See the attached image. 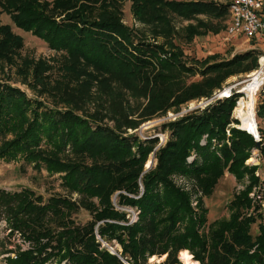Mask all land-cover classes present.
Masks as SVG:
<instances>
[{"label": "trees", "instance_id": "1", "mask_svg": "<svg viewBox=\"0 0 264 264\" xmlns=\"http://www.w3.org/2000/svg\"><path fill=\"white\" fill-rule=\"evenodd\" d=\"M130 1L133 17L151 26L152 38L171 33L168 16L196 21L187 39L217 33L211 20L227 16V3L212 0ZM121 2L0 0V15L8 16L13 27L63 53L56 79L42 60H24L17 68L36 98L0 83V160L21 158L37 171L56 175L67 192L43 199L27 188L0 189V219L7 234L27 244L6 257V264H123L120 259L146 264L162 255L161 264H177L180 251H188L198 264H264V181L255 175L258 166L244 163L252 150L264 158V133L257 130L256 147L249 134L236 129L231 113L241 94L231 90L226 98L162 124L168 137L157 148L156 138L123 136V130L168 109L210 97L229 76L256 70L259 53L247 50L225 60L210 55L186 66L171 42H147L123 25ZM21 46V38L0 25V61L12 63ZM195 73L199 81L179 84L178 75ZM110 85L146 100L142 121L128 120L125 110L116 109L110 128L104 114L81 110L87 90L107 94ZM256 117L264 118V98ZM150 154L155 165L143 172ZM224 172L246 182L226 204L227 217L207 224L202 198L211 195ZM173 176L186 179L189 190L199 193L194 207L189 190L177 187ZM72 193L78 200L71 199ZM114 194L118 207L135 212L133 221L111 204ZM79 208L90 216L83 224L71 219ZM112 242L120 248L118 257L103 246Z\"/></svg>", "mask_w": 264, "mask_h": 264}, {"label": "rangeland", "instance_id": "2", "mask_svg": "<svg viewBox=\"0 0 264 264\" xmlns=\"http://www.w3.org/2000/svg\"><path fill=\"white\" fill-rule=\"evenodd\" d=\"M51 2L52 0H40ZM215 1V0H212ZM221 3H227L230 0H220ZM262 1L263 12H264V0ZM217 2V1H216ZM220 3V2H218ZM120 21L123 25L131 28L135 35L138 37H144L147 42L154 44H163L166 46L167 42H171L180 52V61L184 62L186 66H189L192 62L191 60H200L206 56L216 55L217 60L229 59L232 55L242 53L247 50H255L259 53L258 58L256 59L257 68L248 73H239L237 75L227 77L221 83V89H214L210 97L198 98L190 100L178 107V110L168 109L164 114H158L149 118L146 121L141 122L134 129H125L123 136L134 134L140 140L156 138L157 143L155 148L159 145L164 144L168 137L167 131L161 130V125L166 122H171L176 118H179L186 113L193 111L195 109H202L207 104H209L214 99H220L218 96L220 92L228 89V91L233 90V93L236 91L240 92V89L243 85L247 84L250 81V74L253 72L261 71V83L257 89V92L254 97V118L256 121L257 130H261L264 133V118L256 117V108L259 104L261 98H264V64L261 65L260 61L264 59V33L253 37L252 39H245L242 36H229L226 34V28L229 23V17L227 16L222 20H211L212 24H216L218 32L215 34L206 33L202 37H191L188 38V27L194 26L196 21L193 19L184 20L176 17L168 16L169 26L171 33L169 35H158L155 38L150 36L148 29L150 25L147 26L143 23L138 22L131 13V1L122 0L120 4ZM198 19L206 21L204 16H198ZM210 21V20H209ZM0 25H7L10 27L12 33L17 35L22 40L21 49H19L13 56V62L7 63L5 61H0V83L8 84L12 88H16L19 91L23 92L27 98H36V93L29 89L22 76L17 72V68L23 64L21 62L38 60L44 61L47 65L52 67V76L54 79L57 78L58 66L62 60V52L50 50L46 45L34 37L30 33H24L19 29H16L11 24L8 16L1 14L0 15ZM29 71V68L26 69ZM179 79L180 85H187L190 82L199 81L200 77L198 74H180L177 76ZM176 78V79H177ZM249 78V79H248ZM110 89L107 91V94L99 93L95 87H92L87 90V93L81 98V110L86 113H92L95 111L104 114L106 118L103 120L108 127H113L114 121L111 119L113 114L112 110H125L123 113L126 115L128 120L133 121H142L140 117L141 108L144 106L146 100L144 99H135L131 98L130 94L123 89H119L116 85H110ZM75 87V85L73 86ZM231 93L228 94V96ZM227 96V97H228ZM242 94L238 98L237 102L241 98ZM41 98L45 101V104L50 106L48 100L44 96ZM237 106V103L235 104ZM61 107V105H59ZM138 108V109H137ZM236 108V107H235ZM234 108V110H235ZM234 110L231 113L232 118L236 119L234 116ZM114 116V115H113ZM237 120V119H236ZM235 126L238 129L239 126ZM123 129V128H122ZM258 135V133H257ZM152 159L150 167L155 165V160L152 157V154L148 156L146 161L143 164V167L147 161ZM191 157L187 158V162H190ZM247 165L258 166L255 175H258L261 181H264V158L260 157L256 150L251 151V156L244 162ZM144 170V168H143ZM144 172V171H143ZM172 182L177 187H182L185 190H189V181L179 176H173ZM246 182L244 177L241 181H236L233 176L229 175L227 172H224L222 177L218 179L215 184L211 195L209 197H203L202 203L203 207L206 210V223L210 224L215 220L224 219L227 217L226 204L231 199L232 195L237 193ZM60 181L56 175L48 176L45 170L40 169L37 171L30 164H25L22 162L21 158L16 157L12 160H0V189L8 192H17L22 188H27L34 192L36 195H40L43 199L51 195H67L65 190H62L60 187ZM195 188L189 190L191 206L194 207L196 204L195 197L199 196L198 194H193ZM192 192V194H190ZM253 192V191H252ZM72 200H78V196L74 193L68 194ZM116 194L111 197V204L116 210H121L127 213L129 220H133L135 217V212L128 208L118 207L116 205ZM250 194L249 196H251ZM88 202L96 206L95 199H87ZM261 213L264 221V196L260 200ZM71 219L76 223L83 224L90 219V216L87 211L83 208H79L78 212L71 216ZM251 233L255 232V226L251 227ZM8 231L5 229L4 221L0 219V264H6L5 258L14 256V253L17 249L24 250L27 248V244L22 243L16 234L9 236ZM116 252H119L120 248L117 244L112 242L110 245H106ZM182 252V251H180ZM179 252V253H180ZM179 253H177V264H182L178 258ZM189 256V254H188ZM163 257L161 256L157 260L146 264H161L163 262ZM152 258V257H151ZM190 258V257H189ZM192 259V258H191ZM192 261H194L192 259ZM196 262V261H195ZM198 263V262H197ZM63 264V263H62Z\"/></svg>", "mask_w": 264, "mask_h": 264}, {"label": "built area", "instance_id": "3", "mask_svg": "<svg viewBox=\"0 0 264 264\" xmlns=\"http://www.w3.org/2000/svg\"><path fill=\"white\" fill-rule=\"evenodd\" d=\"M227 14L229 23L226 34L229 36L240 35L249 40L264 33V12L261 0H230L227 5ZM218 98L226 97L218 96Z\"/></svg>", "mask_w": 264, "mask_h": 264}, {"label": "bare ground", "instance_id": "4", "mask_svg": "<svg viewBox=\"0 0 264 264\" xmlns=\"http://www.w3.org/2000/svg\"><path fill=\"white\" fill-rule=\"evenodd\" d=\"M260 64H264V59L260 61ZM250 77V81L247 82V84L243 85V87L240 89L242 97L237 102V106L234 110V116L240 123L238 127L248 129L251 132L255 133L257 136V125L254 118V97L261 83V71L251 73ZM218 94H220V97H227L229 94L228 89ZM153 258L154 257H150L151 260ZM178 258L182 264H198L197 262H194L189 258L188 252L186 251L180 252Z\"/></svg>", "mask_w": 264, "mask_h": 264}, {"label": "water", "instance_id": "5", "mask_svg": "<svg viewBox=\"0 0 264 264\" xmlns=\"http://www.w3.org/2000/svg\"><path fill=\"white\" fill-rule=\"evenodd\" d=\"M249 79V78H248ZM236 94H241V92H239V91H236L235 92ZM237 103V102H236ZM237 119V118H236ZM237 121H238V119H237ZM239 122V121H238ZM238 129H240V130H243V131H245L247 134H249L252 138H253V141H254V143H255V145H256V147H258L259 146V138H258V135L256 136V134L255 133H253V132H251L250 130H248V129H243V128H240V127H238ZM151 163H152V159H150L149 161H147L146 163H145V165H144V170L143 171H147L149 168H150V166H151ZM133 221V220H132ZM103 246H106L105 244H103ZM107 248V250H108V252L109 253H111V254H113V255H116L117 257H118V253L119 252H116L115 250H113L112 248H110V247H106ZM120 251V250H119ZM186 252H188V251H186ZM190 255V254H189ZM164 257H163V259L165 258V255H163ZM152 257H154L152 260H148L147 261V263H151V262H153V261H155V260H157L158 258H160V256L159 257H156V256H152ZM190 257L192 258V256L190 255ZM121 260V262L123 263V264H127V263H125L122 259H120ZM195 262V261H194Z\"/></svg>", "mask_w": 264, "mask_h": 264}, {"label": "crops", "instance_id": "6", "mask_svg": "<svg viewBox=\"0 0 264 264\" xmlns=\"http://www.w3.org/2000/svg\"><path fill=\"white\" fill-rule=\"evenodd\" d=\"M215 1H217V2H220V3H221V1H220V0H215Z\"/></svg>", "mask_w": 264, "mask_h": 264}]
</instances>
